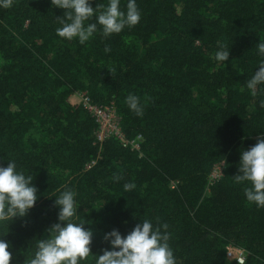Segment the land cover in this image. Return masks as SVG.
Masks as SVG:
<instances>
[{
	"label": "trees",
	"instance_id": "trees-1",
	"mask_svg": "<svg viewBox=\"0 0 264 264\" xmlns=\"http://www.w3.org/2000/svg\"><path fill=\"white\" fill-rule=\"evenodd\" d=\"M135 2L136 26L105 38L98 25L83 45L56 35L65 10L51 0L0 8V167L15 162L38 189L25 217L0 222L10 264H26L37 240L49 238L59 223L55 199L67 189L76 193L73 222L93 232L79 264L112 250L105 234L126 236L145 219L169 225L176 264H237L226 260L228 246L245 251L243 264H264V208L247 201L250 185L232 179L242 151L264 135V85L256 97L246 88L264 61L256 47L264 0ZM219 44L229 48L226 62L212 59ZM80 93L113 107L126 146L96 139L93 117L70 103ZM129 94L145 106L142 118L128 108ZM219 164L220 178L209 179Z\"/></svg>",
	"mask_w": 264,
	"mask_h": 264
},
{
	"label": "clouds",
	"instance_id": "clouds-1",
	"mask_svg": "<svg viewBox=\"0 0 264 264\" xmlns=\"http://www.w3.org/2000/svg\"><path fill=\"white\" fill-rule=\"evenodd\" d=\"M14 0H0V8L9 9ZM53 7L65 10L62 17L57 18L61 27L56 29V35L69 41L78 38L81 45L97 32V26L102 29V36L108 38L119 34L125 27L136 26L141 19V12L135 0H128L126 12L120 9V0H109L107 6L98 4L91 6L90 0H51ZM95 16V23H88ZM199 44L200 40L195 39ZM256 47L264 56V41ZM110 52V46L105 47ZM229 48L219 44L212 59L226 62L229 59ZM112 69L110 73H114ZM264 85V61L246 82V88L251 95H258V86ZM244 89L242 88L241 91ZM128 108L137 116L143 117L145 106L140 98L129 94L126 98ZM260 107L264 108V100ZM119 181L120 176L113 177ZM236 184L247 183L244 195L250 204L264 208V135H261L254 146L243 150L240 157L238 174L232 177ZM33 177L17 171L15 162H9L7 167H0V222L12 221L16 217H25L37 202L38 189L32 184ZM134 183H125L124 190L131 191ZM76 193L67 189L55 199L58 206L59 223L54 224L49 231V238L37 240V250L34 257L26 264H79L91 254L93 232L85 230L84 223H75L77 215ZM167 223L157 224L145 219L126 236L118 230L105 234L104 240L109 242L112 250H103L97 256L96 264H176L173 250L169 245L170 233ZM9 244L0 239V264H10L12 254Z\"/></svg>",
	"mask_w": 264,
	"mask_h": 264
},
{
	"label": "built area",
	"instance_id": "built-area-1",
	"mask_svg": "<svg viewBox=\"0 0 264 264\" xmlns=\"http://www.w3.org/2000/svg\"><path fill=\"white\" fill-rule=\"evenodd\" d=\"M79 104L93 117L97 126L95 137L98 141H103L109 137H116L122 142L124 146L128 142L124 141L119 131V119L115 114L112 106H100L91 104L89 99L85 97L84 93L77 95ZM133 149H138L136 144L132 145ZM226 260L229 262H236L243 264L245 261V251L240 248L228 246L226 248Z\"/></svg>",
	"mask_w": 264,
	"mask_h": 264
},
{
	"label": "rangeland",
	"instance_id": "rangeland-1",
	"mask_svg": "<svg viewBox=\"0 0 264 264\" xmlns=\"http://www.w3.org/2000/svg\"><path fill=\"white\" fill-rule=\"evenodd\" d=\"M69 100H70V103L74 104V105H77V103H79V98L76 95L71 96L69 98ZM38 134H39L38 132H35V135H38ZM221 172H222V164H219L214 168V170L211 174V177L209 179L216 180V179L220 178Z\"/></svg>",
	"mask_w": 264,
	"mask_h": 264
}]
</instances>
